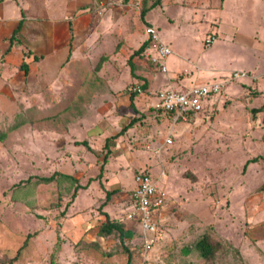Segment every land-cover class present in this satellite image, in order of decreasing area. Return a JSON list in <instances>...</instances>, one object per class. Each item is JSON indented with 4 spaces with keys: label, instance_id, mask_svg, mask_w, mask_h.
I'll use <instances>...</instances> for the list:
<instances>
[{
    "label": "rangeland",
    "instance_id": "374dc122",
    "mask_svg": "<svg viewBox=\"0 0 264 264\" xmlns=\"http://www.w3.org/2000/svg\"><path fill=\"white\" fill-rule=\"evenodd\" d=\"M153 1L134 4L148 7L143 17L169 43L167 74L176 68L184 83L225 82L186 122L165 119L160 127L153 113L139 118L134 136L141 141L150 133L151 148L131 145V134L119 138L133 155L140 153L168 199L155 220L153 243L146 244L142 231L125 218L131 206L118 200L135 185L137 158L129 163L121 153L104 174L109 180L122 175L126 180L111 200L106 196L109 183L96 177L100 170L89 184V176L77 181L86 186L71 200L77 183L69 177H62L66 187L38 178L51 173L52 158L60 160L57 168L75 176L68 166L79 155L54 152L56 146L36 125V119L41 124L39 117L51 113L17 111L26 98L14 92L12 105L4 106L11 115L0 127L7 131L0 141V264H128L130 257V264H264V109L253 111L264 108V0H161L164 7L151 6ZM211 35L215 40L206 46ZM234 71L250 77L231 80ZM143 93L135 96L137 106L156 111L151 106L155 96ZM64 124L52 126L59 130ZM167 137L171 143H165ZM103 210L133 236H99ZM206 234L221 245L208 260L194 249Z\"/></svg>",
    "mask_w": 264,
    "mask_h": 264
},
{
    "label": "crops",
    "instance_id": "0c3cea01",
    "mask_svg": "<svg viewBox=\"0 0 264 264\" xmlns=\"http://www.w3.org/2000/svg\"><path fill=\"white\" fill-rule=\"evenodd\" d=\"M134 3L135 0H0V114L4 116L0 127H4L1 121L6 115H11L5 114L8 112L4 106L12 105L14 92H22L25 105L20 104L17 109L16 103L17 111L51 113L39 117L41 124L36 119L39 130H44L51 144L59 148L55 147L54 152L79 155L77 163L68 166L76 181L89 176V184L100 170L97 179L109 183L107 192L114 191L108 201L119 192L120 181H126L123 175L112 180L104 177L121 153L129 163L137 158L135 175L142 170L152 175L140 153L133 155L127 142L119 138L131 134L134 138L131 145L145 143L144 147L151 148L150 133L143 134L141 141L134 136L138 119L151 118L148 113H153L157 125L171 120L166 112L138 107L137 94L131 97L129 85L145 84L143 89L147 93L166 88L184 90L196 84L184 83L176 68L172 74H167L168 69L160 72L142 53L132 55L147 42L144 25L157 28L141 17L142 5ZM158 5L164 7L165 3L160 0ZM57 121L65 122L59 130L52 126ZM132 121L131 126L120 132ZM79 145L84 149H78ZM52 161L54 168L50 174L70 175L57 168L61 166L60 160L52 158ZM135 186L136 183L125 196L120 194L118 200L131 206L130 193ZM165 210L166 203L156 218ZM105 214L117 220L107 211ZM131 224L138 229L136 223Z\"/></svg>",
    "mask_w": 264,
    "mask_h": 264
},
{
    "label": "built area",
    "instance_id": "2783aa9c",
    "mask_svg": "<svg viewBox=\"0 0 264 264\" xmlns=\"http://www.w3.org/2000/svg\"><path fill=\"white\" fill-rule=\"evenodd\" d=\"M99 13L101 12L99 11ZM145 32L147 33V43L142 55L154 69L166 72V60L172 52L170 46L162 41L154 26L146 25ZM214 40V35L209 36L205 40V45L210 46ZM244 77L250 76L245 71H234L231 74V80ZM224 84L223 81H216L192 85L184 90L166 88L156 92H147V94L155 96V100L151 103L152 108L170 114L174 124L178 121L186 122L190 117L198 115L203 109L204 103L218 95ZM130 91L142 93L144 90L141 84H135L130 87ZM165 143H171V138L167 137ZM134 179L136 186L130 193L131 209L127 211L125 218L137 224L139 230L144 234L145 243L150 244L153 243L150 236L156 233V214L166 203V198L158 188L157 180L148 170L136 173Z\"/></svg>",
    "mask_w": 264,
    "mask_h": 264
},
{
    "label": "trees",
    "instance_id": "16d2710c",
    "mask_svg": "<svg viewBox=\"0 0 264 264\" xmlns=\"http://www.w3.org/2000/svg\"><path fill=\"white\" fill-rule=\"evenodd\" d=\"M160 3V0H155L152 2L151 6H155L158 5ZM150 7V6H149ZM148 7H146L144 4H142V8H141V17L143 18L146 10ZM149 25V24H147ZM147 42L143 43L137 50H135L133 52L132 55L134 54H139L142 53L144 50V47L146 45ZM142 89L145 87V84H141ZM136 92H131V97H133L134 95H136ZM264 108L260 107L257 109H253L257 110V111H262ZM157 112H160L159 110H156ZM133 123V121L131 123L128 124V126H125L120 132L125 131L129 126H131ZM12 129V127H11ZM9 131V130H8ZM7 131H3L0 129V141H3L5 136H6ZM69 177V179L73 180V182L77 181L75 180L74 177L70 176V175H65L62 174L60 172H53L52 174L48 175V176H41L38 179L44 183H48L51 181H57V185L63 184V187H66L67 185V181L63 180L62 177ZM29 181V179L26 180H22L20 181L17 185H21L25 182ZM79 187H81L78 183L74 186V190L71 194V200H73V198L76 197L77 192ZM62 189H60L61 191ZM63 193V192H62ZM114 193V191H108L106 196L107 198H109V196ZM105 218L103 220V222L100 224L99 226V236H107V235H111L113 233H116L119 238L122 239H129L133 236V232L129 229H125L123 226V223L120 220H114L111 219L107 214H105ZM221 245L220 243L216 240L214 241L209 235H204L202 237H200L199 239H197V241L194 244V249L198 252V255L202 258H204L205 260L211 259L215 253L220 250ZM125 251H128L127 249ZM184 251H186V253H188L190 251V249H188L186 247V249H184ZM131 261V257L128 259V264H130Z\"/></svg>",
    "mask_w": 264,
    "mask_h": 264
}]
</instances>
